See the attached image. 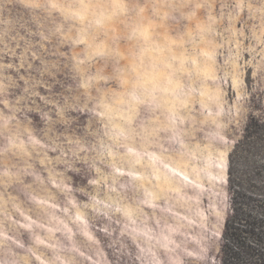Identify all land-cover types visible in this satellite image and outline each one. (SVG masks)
Returning a JSON list of instances; mask_svg holds the SVG:
<instances>
[{"label":"rangeland","instance_id":"374dc122","mask_svg":"<svg viewBox=\"0 0 264 264\" xmlns=\"http://www.w3.org/2000/svg\"><path fill=\"white\" fill-rule=\"evenodd\" d=\"M39 2L0 0V34L24 36L22 48L42 54L48 33L33 26L30 6ZM84 3L95 31L80 13L76 51L97 70L113 46L134 51L147 92L108 90L107 136L86 172L63 174L57 153L27 144L0 158V264H222L231 185L243 182L250 198L264 193V0ZM3 63L11 66L0 74L22 86L39 61L17 50ZM41 84L40 96L55 102L59 85ZM35 104L28 119L43 144L55 103ZM250 253L242 264H264Z\"/></svg>","mask_w":264,"mask_h":264},{"label":"clouds","instance_id":"9594fccd","mask_svg":"<svg viewBox=\"0 0 264 264\" xmlns=\"http://www.w3.org/2000/svg\"><path fill=\"white\" fill-rule=\"evenodd\" d=\"M33 7L35 19L31 23L48 33L45 39L50 47L42 54L22 48L24 36L0 34V73L11 66L3 63V56L14 57L17 50H22L33 61H39L33 69L35 75H29L22 86L0 74V158H7L9 154L18 156L13 149L27 144L38 146L40 151L50 149L57 153L56 163L63 169V174L90 170L97 161L96 150L107 136L108 124L100 117V112L114 95L108 90L114 88L134 98L137 94L145 95L147 90L141 83L145 66L134 51L121 55L113 46L103 67L97 70L87 54L76 51L79 42L74 39L76 31L84 30L80 27L83 19L80 13L88 19L87 29L95 31L94 7L86 5L84 0H40L39 6ZM25 35L30 33L25 30ZM98 71L103 73V83L99 85L95 79ZM42 81L49 89L59 85L61 91L55 102L40 96L38 88ZM36 98L44 102L46 109L48 104L55 103L53 108L47 109L52 115L43 116L44 127L39 133L43 144L34 140L28 119V114L38 108ZM23 174L35 176L27 171ZM64 178L71 179L67 175Z\"/></svg>","mask_w":264,"mask_h":264},{"label":"trees","instance_id":"16d2710c","mask_svg":"<svg viewBox=\"0 0 264 264\" xmlns=\"http://www.w3.org/2000/svg\"><path fill=\"white\" fill-rule=\"evenodd\" d=\"M219 181L224 183L226 177ZM230 191L232 210L223 229L222 264L246 263L251 251L259 261H264V253L257 249L264 246V193L253 191L259 198H250L247 192L251 190L240 180H235Z\"/></svg>","mask_w":264,"mask_h":264},{"label":"snow or ice","instance_id":"6c2138e0","mask_svg":"<svg viewBox=\"0 0 264 264\" xmlns=\"http://www.w3.org/2000/svg\"><path fill=\"white\" fill-rule=\"evenodd\" d=\"M30 6H39V3H34L31 4ZM218 146L221 147L224 151H227L230 147V145H228L227 142L224 141L222 137L220 138V143ZM84 171L86 172L87 170L85 169Z\"/></svg>","mask_w":264,"mask_h":264}]
</instances>
